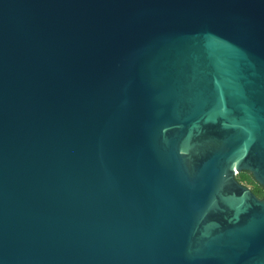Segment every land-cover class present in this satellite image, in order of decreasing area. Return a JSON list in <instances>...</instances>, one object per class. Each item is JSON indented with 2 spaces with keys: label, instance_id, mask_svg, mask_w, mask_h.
<instances>
[{
  "label": "water",
  "instance_id": "1",
  "mask_svg": "<svg viewBox=\"0 0 264 264\" xmlns=\"http://www.w3.org/2000/svg\"><path fill=\"white\" fill-rule=\"evenodd\" d=\"M264 0H0V264H264Z\"/></svg>",
  "mask_w": 264,
  "mask_h": 264
},
{
  "label": "trees",
  "instance_id": "2",
  "mask_svg": "<svg viewBox=\"0 0 264 264\" xmlns=\"http://www.w3.org/2000/svg\"><path fill=\"white\" fill-rule=\"evenodd\" d=\"M236 179L238 182L249 186L251 191L259 198L264 199V188L260 186L255 180L253 179L252 175L247 171H242L236 175Z\"/></svg>",
  "mask_w": 264,
  "mask_h": 264
},
{
  "label": "flooded vegetation",
  "instance_id": "3",
  "mask_svg": "<svg viewBox=\"0 0 264 264\" xmlns=\"http://www.w3.org/2000/svg\"><path fill=\"white\" fill-rule=\"evenodd\" d=\"M248 172V171H247ZM250 173V172H249ZM237 174H239V173H237ZM236 174V175H237ZM251 174V173H250ZM236 175H235V179H236ZM253 177V176H252ZM254 179V178H253ZM236 181L238 182V180L236 179ZM256 182V181H255ZM239 184H241V185H243V186H246V185H244V184H242V183H240V182H238ZM248 189H250V187L249 186H246ZM250 191H251V189H250ZM252 192V191H251ZM253 193V192H252ZM254 194V193H253ZM255 195V194H254ZM256 196V195H255ZM257 197V196H256ZM258 198V197H257ZM263 200V199H262Z\"/></svg>",
  "mask_w": 264,
  "mask_h": 264
}]
</instances>
